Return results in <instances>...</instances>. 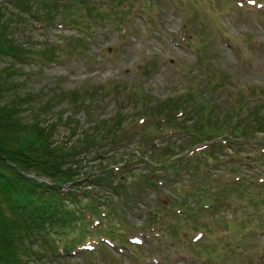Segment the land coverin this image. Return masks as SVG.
<instances>
[{"label": "rangeland", "instance_id": "rangeland-1", "mask_svg": "<svg viewBox=\"0 0 264 264\" xmlns=\"http://www.w3.org/2000/svg\"><path fill=\"white\" fill-rule=\"evenodd\" d=\"M10 1L0 3L11 36L30 51L22 63L1 55L0 68L27 96L22 121L73 152L65 167L77 174L76 197L66 207L76 217L93 202L119 209L106 219L85 211L93 250L77 248L76 218L48 230L54 247L29 235L18 244V264H264V128L231 146L223 136L220 145L193 146L176 171L162 163L189 136L171 130L172 119L148 117L201 105L222 129L226 113L258 111L264 120V0H86L82 15L78 0H22L21 9ZM191 114L177 112L174 121L193 124ZM105 168L110 185L125 179L134 205L91 182ZM150 171L157 188L137 191L133 182ZM63 246L73 251L59 252Z\"/></svg>", "mask_w": 264, "mask_h": 264}, {"label": "trees", "instance_id": "trees-1", "mask_svg": "<svg viewBox=\"0 0 264 264\" xmlns=\"http://www.w3.org/2000/svg\"><path fill=\"white\" fill-rule=\"evenodd\" d=\"M79 1V5L83 7L79 6L78 11L75 12L78 13V15L81 14V9H87L90 6L86 0H78V2ZM10 2L13 5L16 4V7L20 8L22 0H11ZM25 3L28 4V0H26ZM92 5L95 6V2H93ZM103 16L104 14H98V17L102 18ZM6 17L7 14L5 15L3 6L0 3V56L16 57L15 59L17 62L21 63L23 62L24 56H29V52L27 51L30 50L25 44H19L13 39V36H11L12 32H10L11 27L8 26ZM2 71L5 72V70L0 68V97L4 93L7 95L3 98V100H6L0 104V264H18V244L23 240H27L29 235L32 236V234L38 233L44 242L51 243L50 237L47 235L48 230L60 223L72 222L78 218L80 224L79 227H77L78 235L80 236L78 239H83L87 229L86 219L84 218L85 210L90 211L91 209H97L100 214L102 213L110 217V210H113L112 213H114L115 209L118 208L112 209V205L110 206V204L107 203H103L101 207H98L99 205H97L96 202L88 203L81 205V214L78 215L79 217H76V215L66 207L65 201L73 202L76 197L70 193L73 192V189L67 185L72 183L77 174L73 169L65 167L66 162L74 157L73 152L64 150L61 146H54L50 138L52 135L44 128L36 124L29 125V123L27 124V122L22 121L20 112L23 106L26 105V107H28L26 101L27 96L19 95L18 85L13 82L11 83L5 78L7 74H2ZM147 104L148 108H145ZM167 104L168 102L164 100L160 105L165 108ZM151 105L152 104L149 102H146L142 108V113L150 109ZM178 107L179 105L176 106V111L173 112L174 114L172 116L171 114L159 116L157 113H155L154 116L148 115L151 121L155 120L153 119L154 117H162L164 118L162 121L168 122L172 119L174 123H172L173 130L177 133H186L189 136L186 144L180 146L179 150L176 152L177 158H165V154H160L159 157L165 158L162 164L169 166L167 167L168 170L174 168L178 171L177 165H180V162L186 159L185 157L193 146L204 145L203 143L211 141H213V146L220 145L217 144L218 142L215 140L222 136L227 137L225 142L227 145L230 144L229 146H231L232 142L229 143L231 139L240 140V138H243L241 136L247 137L244 139H249L250 136L262 132L264 128V120L259 118L258 111H256V113L249 111L245 118L241 119L234 118V116H229V114L226 113L221 116L222 118H220V120L221 122L229 124L222 129L218 127V124H216V126L211 124L216 116L211 114V111L207 114L204 109L200 110V107H202L201 105L196 108L191 105L188 108L181 109V111ZM188 111L192 114L195 113L193 124L186 125L188 122L186 119H179L177 122L174 121L175 118H177V112H180L181 115H185ZM253 115L256 116L253 117L251 122L249 118ZM117 121L119 120L117 119ZM244 123H252V125L246 126ZM115 125L119 124L116 122ZM254 126L258 129H254ZM207 147L209 148L211 146L207 145ZM195 152L196 151H194V153ZM195 157L194 155L193 158ZM190 159L191 157L186 160L189 161ZM239 159L240 158H238V160ZM153 160L154 159H152V162H154ZM169 160H171V162L167 163ZM236 161L233 160V162ZM230 162L231 161H229L228 164H230ZM160 163L161 162L158 161L155 164L158 166ZM125 165L123 166L124 168L126 167ZM107 169H102L95 177L92 176L93 181L91 182L101 186H103L104 183L109 184V190H114V188L118 190L116 194L119 199L123 200V202L125 201L127 205H134L135 201L131 198L132 196L125 193H130L128 186H126L125 179H119V185L117 187L110 185V183H112L111 181L115 178L113 177L112 179L111 177L113 175L112 170ZM236 170L241 169L236 168ZM233 171H235V169ZM151 173H154V171H150L148 174H141L140 177L133 182L137 191L144 185L148 188H157L152 181V176L150 177ZM178 174H180V172ZM209 175L212 176L213 174L209 173ZM146 176H149V179L144 178ZM36 178H45L49 181V184L38 182ZM234 183L235 182H233V184L227 183V185L234 186ZM121 196H123V198ZM69 249H71V247Z\"/></svg>", "mask_w": 264, "mask_h": 264}, {"label": "bare ground", "instance_id": "bare-ground-1", "mask_svg": "<svg viewBox=\"0 0 264 264\" xmlns=\"http://www.w3.org/2000/svg\"><path fill=\"white\" fill-rule=\"evenodd\" d=\"M22 63V62H21ZM65 233V232H64Z\"/></svg>", "mask_w": 264, "mask_h": 264}]
</instances>
